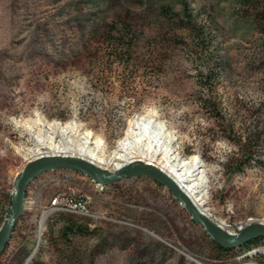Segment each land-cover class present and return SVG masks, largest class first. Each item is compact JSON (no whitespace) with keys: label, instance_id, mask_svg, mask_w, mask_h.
<instances>
[{"label":"rangeland","instance_id":"obj_1","mask_svg":"<svg viewBox=\"0 0 264 264\" xmlns=\"http://www.w3.org/2000/svg\"><path fill=\"white\" fill-rule=\"evenodd\" d=\"M36 115L91 131L106 155L151 117L202 164L209 220L262 224L264 0H0V227L30 162L19 149H35L12 120ZM68 221L86 232L63 235ZM229 249L151 177L102 186L59 168L28 183L0 264H264V242Z\"/></svg>","mask_w":264,"mask_h":264},{"label":"bare ground","instance_id":"obj_2","mask_svg":"<svg viewBox=\"0 0 264 264\" xmlns=\"http://www.w3.org/2000/svg\"><path fill=\"white\" fill-rule=\"evenodd\" d=\"M12 122L34 142L33 153L19 149L26 162L46 157H71L109 172L142 162L163 173L201 215L207 216L205 200L208 189L202 164L196 156L179 160L174 146L175 136L163 123L151 117L141 115L130 120L124 136L117 140L108 155L103 151L99 136L89 130L79 131L74 123L50 122L38 115L34 119H13ZM262 222L264 225V218ZM216 224L225 230L222 223Z\"/></svg>","mask_w":264,"mask_h":264},{"label":"water","instance_id":"obj_3","mask_svg":"<svg viewBox=\"0 0 264 264\" xmlns=\"http://www.w3.org/2000/svg\"><path fill=\"white\" fill-rule=\"evenodd\" d=\"M59 168L74 170L102 186H106L126 176L146 175L151 177L153 180L168 188L191 216L192 221L200 225L207 236L222 248H236L254 238H264V225L260 223H248L244 228L239 229V231L233 235L223 231L216 223L201 215L169 178L153 167L143 164L142 162L130 164L120 171L109 172L76 158L46 157L29 162L15 177L11 208L6 213L5 219L0 227V253L11 238L15 223L22 213L25 189L28 183L45 172Z\"/></svg>","mask_w":264,"mask_h":264},{"label":"trees","instance_id":"obj_4","mask_svg":"<svg viewBox=\"0 0 264 264\" xmlns=\"http://www.w3.org/2000/svg\"><path fill=\"white\" fill-rule=\"evenodd\" d=\"M116 44L117 45L115 46V48H117V50L121 49V46H119L118 43H116ZM206 104H207V101H204V105H206ZM69 230L74 231L75 234H77V233L84 234L86 232V227H82L81 225L74 224L73 222L68 221L65 223L61 232L63 235H66ZM263 242H264L263 237H257V238H254V239L248 241L247 243H245L239 247H236L235 249L245 252V251L250 250L251 248H254L257 245H260ZM216 247L220 252H223V251L225 252V251L231 250V249L222 248V247L218 246L217 244H216Z\"/></svg>","mask_w":264,"mask_h":264},{"label":"built area","instance_id":"obj_5","mask_svg":"<svg viewBox=\"0 0 264 264\" xmlns=\"http://www.w3.org/2000/svg\"><path fill=\"white\" fill-rule=\"evenodd\" d=\"M73 200L71 198H67L66 199V201L68 202L67 207L63 209L76 213V214L83 215V216L89 215L85 207V204H86L85 201L80 200L77 202H73Z\"/></svg>","mask_w":264,"mask_h":264}]
</instances>
